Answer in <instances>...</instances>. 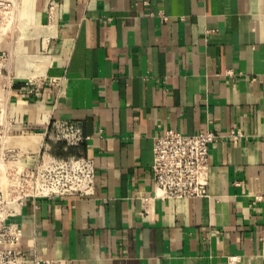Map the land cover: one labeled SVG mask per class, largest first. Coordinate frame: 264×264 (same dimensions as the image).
<instances>
[{"label": "crops", "instance_id": "obj_1", "mask_svg": "<svg viewBox=\"0 0 264 264\" xmlns=\"http://www.w3.org/2000/svg\"><path fill=\"white\" fill-rule=\"evenodd\" d=\"M20 4L36 64H5L0 103L28 148L95 167L92 195L28 200L9 220L24 264H264V0ZM56 121L87 140L48 141ZM167 130L220 136L207 196L154 197Z\"/></svg>", "mask_w": 264, "mask_h": 264}, {"label": "built area", "instance_id": "obj_2", "mask_svg": "<svg viewBox=\"0 0 264 264\" xmlns=\"http://www.w3.org/2000/svg\"><path fill=\"white\" fill-rule=\"evenodd\" d=\"M5 3L6 0H0V7L6 6ZM31 86L25 85V94H32L38 87ZM14 137L25 138L26 134L14 129V120L6 108L0 107V264L25 263L16 250L21 232L18 225L9 220L18 214L26 201L83 198L94 191L95 167L92 159L83 156L56 157L42 143L37 150H23L10 145L9 140ZM228 137L238 140L242 134L230 132ZM219 138L210 131L184 135L174 130H167L154 138L151 166L154 197L183 200L207 196L209 151ZM47 139L55 144H64L66 148H79L87 137L78 125L56 121L50 124ZM229 261V264L238 262L237 258ZM34 264L62 262L35 260Z\"/></svg>", "mask_w": 264, "mask_h": 264}, {"label": "rangeland", "instance_id": "obj_3", "mask_svg": "<svg viewBox=\"0 0 264 264\" xmlns=\"http://www.w3.org/2000/svg\"><path fill=\"white\" fill-rule=\"evenodd\" d=\"M6 1V6L0 7V70L5 64H15L18 69L22 66L20 64H36L30 61L36 54L32 51L33 44L27 42L26 21L18 18L20 0ZM0 107L4 108L1 103Z\"/></svg>", "mask_w": 264, "mask_h": 264}, {"label": "bare ground", "instance_id": "obj_4", "mask_svg": "<svg viewBox=\"0 0 264 264\" xmlns=\"http://www.w3.org/2000/svg\"><path fill=\"white\" fill-rule=\"evenodd\" d=\"M27 139L24 138V137H14L12 139L9 140V143L10 145L12 146H18L20 149H23V150H27V149H30V150H37L38 147L35 149V148H28L24 143ZM40 145V144H39Z\"/></svg>", "mask_w": 264, "mask_h": 264}]
</instances>
